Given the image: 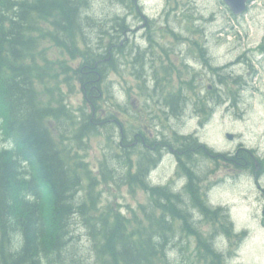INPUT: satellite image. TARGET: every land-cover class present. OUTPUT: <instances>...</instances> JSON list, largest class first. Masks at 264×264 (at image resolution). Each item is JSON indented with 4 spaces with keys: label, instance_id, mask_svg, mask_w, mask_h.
Here are the masks:
<instances>
[{
    "label": "trees",
    "instance_id": "obj_1",
    "mask_svg": "<svg viewBox=\"0 0 264 264\" xmlns=\"http://www.w3.org/2000/svg\"><path fill=\"white\" fill-rule=\"evenodd\" d=\"M87 6L88 0H0V264H80L82 258L77 255V242L72 238L76 233L74 226L80 221L96 264H167L177 244L191 262L187 264H227L225 251L215 245L217 232L202 230L193 220V213L199 211L210 222H220L217 228L228 239L240 234L233 230L228 213L207 201L200 185L201 176L191 163L199 152L233 161L240 167L239 161L245 163L239 159L243 156L248 161L245 172L260 177L264 157L254 148L252 153L241 150L238 155L222 154L199 142L196 136L172 132L171 127L166 129L168 132H161L162 138L158 134L150 139L153 134L148 122L142 120V114L132 120L135 115L128 114V107L117 103L118 96L111 89L106 90V78L110 70L120 71L119 65H130L141 80L139 90L148 94L153 91L152 96L163 93L161 102L172 115H178L186 108L187 94L181 87L178 91H164L161 77L162 72H177V65H158L156 60L144 56L148 49L142 51L131 40L123 41L125 35L134 32L130 29L133 27L124 26V16L95 21L93 33L88 31L90 23L84 19ZM95 35L97 44L93 41ZM45 41L82 57L74 71L92 111L85 122L74 120V139L80 141L83 135L86 139L104 127L101 116L108 109L99 102L107 97L105 90L108 105L115 101L109 105L106 118L115 122L118 137H122L120 142L112 137L109 147L117 152V146L124 149L130 141L129 132H134L131 140L136 144L132 148L137 159H132L131 148L125 149L124 162L130 165L122 179L132 190L140 187L148 192L149 202L143 205L145 216H138L136 210L129 216L122 209L102 206L97 174L77 149L67 144L68 136L60 128L59 134H55L53 121L63 115L75 118L76 112L63 97L61 85L58 90L62 98L56 99L53 106L56 93L51 89L47 92V80L53 77L50 72L54 65L46 56L49 46L42 47ZM192 44L200 57L198 65L209 66L221 74L222 67H213L205 45L199 40ZM261 47L264 51V40ZM166 59L170 61L168 55ZM150 68L156 80L152 91L146 81ZM187 74L192 75L189 67ZM240 78L233 77L236 86L241 84ZM183 82L189 90L188 99H195V111L209 114L211 101L200 98L193 80ZM65 83L68 84L67 77ZM138 111L134 110L136 114ZM118 113L128 121H123ZM164 151L175 157L177 172L186 177L184 188H171L170 184L151 179ZM118 156L117 153L114 157ZM256 160L261 164L259 170ZM101 169L103 173L111 170L106 159ZM115 170L109 175L111 180L118 175Z\"/></svg>",
    "mask_w": 264,
    "mask_h": 264
},
{
    "label": "rangeland",
    "instance_id": "obj_2",
    "mask_svg": "<svg viewBox=\"0 0 264 264\" xmlns=\"http://www.w3.org/2000/svg\"><path fill=\"white\" fill-rule=\"evenodd\" d=\"M117 16H124V26L133 27L134 31L125 35L123 41L131 40L142 51L148 49L149 53L144 56L150 61L156 60L158 65H177V72L174 74L161 73L164 91H178L181 87L188 95L189 90L185 89L183 81L193 80L194 89L200 98L211 101V112L199 113L195 111V99L189 100L186 95V108L178 115H172L163 101L161 102L163 93L152 96L156 80L151 68L150 74L146 76L151 94L139 90L141 80L133 73L130 65H119L120 71L110 70L106 78V90L111 89L118 96L117 103L122 108L128 107V114L135 115L132 120L142 114V120L148 122L153 134L150 139L158 134L162 138L164 133L161 132H168L166 129L171 127L172 132L176 130L181 134L196 136L199 142L205 143L216 152H232L238 155L241 150L252 153L251 149L254 148L264 157V51L261 47L264 40V0H252L246 12L240 15L233 14L223 0H132V3L122 0H88L84 19L87 24L90 23V30H87L93 33L92 25L95 21H105ZM97 37L93 36L96 44ZM193 39L205 45L213 67H222L219 70L221 74L209 66L198 65L200 57L193 47ZM44 46H49L46 56L49 63L54 65L50 72L53 77L48 80L45 77L47 92L51 89L56 93L53 106L56 99L62 98L58 90L61 85L63 97L76 112L75 118L63 115L59 120L53 121L55 134H59L57 130L60 128V132L68 136L67 144L73 149L75 147L97 174L99 181L96 185L102 206L122 209L129 216L136 210L138 216H145L143 205L149 202L148 192L140 187L132 190L125 179H122L130 165L124 162L125 149L131 148L132 159H137L132 148L136 144H132L133 139L131 140L134 132H129L130 141L124 149L117 146V152L109 147L112 137L118 138V141L122 137H118L120 134L118 127H114L115 122L106 118L107 111H110L109 105L112 106L115 101L108 105L106 99L109 95L105 90L107 97L99 102L108 109L101 116L105 120L104 127L90 133L86 139L84 135L80 141L74 139V120L79 119L83 123L92 111L91 105L85 101L82 84L74 71L79 68L82 57L70 55L50 41H45L42 47ZM135 54H138L136 50ZM166 55L170 61L166 59ZM188 67L192 75L187 74ZM148 68L149 65L146 70ZM63 75L67 77L68 84L65 83L66 77ZM237 76L242 77L238 86L233 81V77ZM137 109L139 111L136 114L134 110ZM118 116L123 121H128L125 115L118 113ZM228 133L233 134V137L230 138ZM117 153L119 156L115 158ZM195 156V161L191 164L201 176L200 185L205 198L214 207H221L228 213L233 230L240 235L232 239L226 238L217 228L221 223L217 220L210 222L199 211L193 213V220L202 230L211 234L217 232L215 245L217 249L225 251L227 264H264V172L260 177L245 172L244 165H248V161L243 156L239 159L245 163L243 165L239 161L240 167L233 161L205 156L199 152ZM104 159L111 169L105 173L101 169ZM256 168L261 169V164ZM115 169L118 175L111 180L109 175L115 173ZM151 179L164 185L170 184L171 188H182L186 182V177L177 172L175 157L165 151L162 161L152 172ZM79 225L80 230L76 231ZM79 225L74 226L76 233L72 238L77 242L74 243L75 251L79 259L82 258L80 264H96L89 237L85 235L86 229L82 228L81 221ZM173 249L167 264L189 262L181 252L179 244Z\"/></svg>",
    "mask_w": 264,
    "mask_h": 264
},
{
    "label": "water",
    "instance_id": "obj_3",
    "mask_svg": "<svg viewBox=\"0 0 264 264\" xmlns=\"http://www.w3.org/2000/svg\"><path fill=\"white\" fill-rule=\"evenodd\" d=\"M223 2L229 7V9L235 14H242L248 8V0H223ZM233 134L228 133V136L232 138Z\"/></svg>",
    "mask_w": 264,
    "mask_h": 264
},
{
    "label": "flooded vegetation",
    "instance_id": "obj_4",
    "mask_svg": "<svg viewBox=\"0 0 264 264\" xmlns=\"http://www.w3.org/2000/svg\"><path fill=\"white\" fill-rule=\"evenodd\" d=\"M131 30H133V28H130ZM141 138L144 140L145 139V136L143 135H141Z\"/></svg>",
    "mask_w": 264,
    "mask_h": 264
},
{
    "label": "bare ground",
    "instance_id": "obj_5",
    "mask_svg": "<svg viewBox=\"0 0 264 264\" xmlns=\"http://www.w3.org/2000/svg\"><path fill=\"white\" fill-rule=\"evenodd\" d=\"M141 67V66H140ZM159 80V79H158ZM163 142V141H162ZM48 219V218H47Z\"/></svg>",
    "mask_w": 264,
    "mask_h": 264
}]
</instances>
